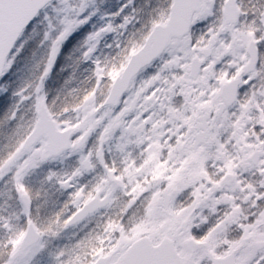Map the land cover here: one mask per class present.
I'll use <instances>...</instances> for the list:
<instances>
[{"label": "snow or ice", "instance_id": "snow-or-ice-1", "mask_svg": "<svg viewBox=\"0 0 264 264\" xmlns=\"http://www.w3.org/2000/svg\"><path fill=\"white\" fill-rule=\"evenodd\" d=\"M0 264H264V0H0Z\"/></svg>", "mask_w": 264, "mask_h": 264}, {"label": "trees", "instance_id": "trees-1", "mask_svg": "<svg viewBox=\"0 0 264 264\" xmlns=\"http://www.w3.org/2000/svg\"><path fill=\"white\" fill-rule=\"evenodd\" d=\"M115 2V0H113ZM29 55L28 52L23 53V57H27ZM57 78V76L54 75L53 79L55 80Z\"/></svg>", "mask_w": 264, "mask_h": 264}, {"label": "flooded vegetation", "instance_id": "flooded-vegetation-1", "mask_svg": "<svg viewBox=\"0 0 264 264\" xmlns=\"http://www.w3.org/2000/svg\"><path fill=\"white\" fill-rule=\"evenodd\" d=\"M112 2H113L114 4H118V3H119V0H115V2L112 0Z\"/></svg>", "mask_w": 264, "mask_h": 264}]
</instances>
